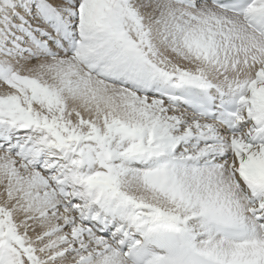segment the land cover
<instances>
[{
  "label": "snow or ice",
  "instance_id": "6c2138e0",
  "mask_svg": "<svg viewBox=\"0 0 264 264\" xmlns=\"http://www.w3.org/2000/svg\"><path fill=\"white\" fill-rule=\"evenodd\" d=\"M0 264H264V0H0Z\"/></svg>",
  "mask_w": 264,
  "mask_h": 264
}]
</instances>
